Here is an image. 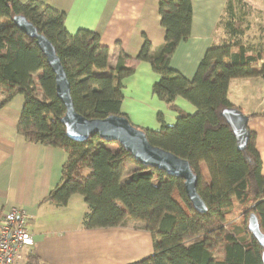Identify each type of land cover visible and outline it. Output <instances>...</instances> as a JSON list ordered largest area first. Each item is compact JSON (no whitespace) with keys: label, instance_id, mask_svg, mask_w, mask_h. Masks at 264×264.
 I'll list each match as a JSON object with an SVG mask.
<instances>
[{"label":"trees","instance_id":"16d2710c","mask_svg":"<svg viewBox=\"0 0 264 264\" xmlns=\"http://www.w3.org/2000/svg\"><path fill=\"white\" fill-rule=\"evenodd\" d=\"M158 13L160 25L172 31L171 39L152 53V43L144 38L135 56L120 52L110 69L109 49L97 32L80 28L70 33L64 13L39 0H0V108L21 93L24 102L17 132L27 142L60 147L67 153L61 180L45 201L62 206L72 194L82 196L88 207L82 219L84 229L115 227L129 218L143 224L153 251L128 264H263V248L247 229L248 216L254 213L264 233V176L256 133L247 127L246 146L239 150L221 115L225 108L239 109L227 98L231 78L264 77L260 62L264 51L251 52L242 42L249 27L250 5L244 0H227L217 24L226 37L206 50L192 79L169 66L179 41L190 36L191 0H158ZM19 14L54 46L69 81L74 109L85 118L126 116L120 110L121 80L140 61L151 64L160 75L152 92L178 117L167 125L158 116V130L140 129L152 145L189 163L206 212L193 208L181 178L137 163L121 144L98 135L84 141L66 135L60 121L65 108L55 93L54 74L35 40L12 22ZM177 96L194 104L197 111H183L174 103ZM247 116L264 118V110ZM113 143L116 150L107 147ZM128 162L138 168L122 182ZM202 163L210 182L202 173ZM232 209L240 212L235 221L241 225V239L232 232L237 223L227 221ZM217 250L221 254L214 256Z\"/></svg>","mask_w":264,"mask_h":264},{"label":"crops","instance_id":"0c3cea01","mask_svg":"<svg viewBox=\"0 0 264 264\" xmlns=\"http://www.w3.org/2000/svg\"><path fill=\"white\" fill-rule=\"evenodd\" d=\"M39 1L64 13V25L70 33L80 28L97 32L100 42L109 49L110 69L115 67L120 52L135 56L144 38L152 43V53H156L173 35L160 25L158 0ZM191 3L190 36L179 41L169 62L171 68L187 79L194 76L206 50L226 37L217 24L227 0H191ZM256 7L251 6L252 11ZM257 8L258 12L264 9V0ZM247 37L250 41L245 43V36L242 42L251 45V52L264 49L256 32ZM159 78L148 61H140L134 72L121 80L120 110L140 128L158 130L161 126L158 116L167 125L174 124L178 117L152 92ZM227 98L244 114L264 110V77L231 78ZM23 102L24 96L17 93L0 108V219L12 208L25 210L27 228L36 243L28 264H128L151 254V237L141 222L126 219L123 225L115 227L84 229L82 219L88 207L82 196L72 194L62 206L45 201L61 180L67 153L60 147L27 142L17 132ZM174 103L189 114L197 111L194 104L181 96ZM247 127L256 133L260 172L264 176V118H248ZM137 168L136 163L128 162L122 182ZM201 169L210 182L204 163Z\"/></svg>","mask_w":264,"mask_h":264},{"label":"water","instance_id":"95a60500","mask_svg":"<svg viewBox=\"0 0 264 264\" xmlns=\"http://www.w3.org/2000/svg\"><path fill=\"white\" fill-rule=\"evenodd\" d=\"M12 22L25 35L35 40V44L45 56L54 74L55 93L65 108L60 121L65 126L66 135L70 139L84 141L90 136L98 135L107 142L121 144L137 163L145 167L163 170L167 175L181 178L185 193L193 208L200 213L206 212L205 203L196 190V176L185 159L152 145L144 131L136 127L126 116L111 114L104 118L88 119L76 112L70 95L69 81L52 43L39 33L25 16L14 15ZM221 115L234 134L237 148L243 150L249 137L247 114L237 108L229 107L223 109ZM247 229L263 248L262 262L264 264V233L260 230L254 213H250L248 216Z\"/></svg>","mask_w":264,"mask_h":264},{"label":"built area","instance_id":"2783aa9c","mask_svg":"<svg viewBox=\"0 0 264 264\" xmlns=\"http://www.w3.org/2000/svg\"><path fill=\"white\" fill-rule=\"evenodd\" d=\"M264 26V11H263ZM264 64V58L260 60ZM35 239L27 228L25 210L12 208L0 219V264H28L35 251Z\"/></svg>","mask_w":264,"mask_h":264},{"label":"rangeland","instance_id":"374dc122","mask_svg":"<svg viewBox=\"0 0 264 264\" xmlns=\"http://www.w3.org/2000/svg\"><path fill=\"white\" fill-rule=\"evenodd\" d=\"M251 1L255 2V3H250L249 1H247V3H249L251 6H257L258 7V6H261V4H262V0H251ZM251 6H250V13L248 14V17H247L249 27H248L247 31L245 32V35H244V37L246 36L245 43L250 41V39H248L247 35L250 36L252 34V32H256V34L260 36L259 40L261 42V45L264 48V27H263V18H262L264 9H262L258 12V8L256 7L252 11ZM249 46H251V45H249ZM263 51H264V49H263ZM135 126L139 127L137 125H135ZM107 147H109L112 150H116L117 145L115 143L107 144ZM153 181L156 182V179H154ZM76 196H80V195L77 194ZM239 214H240L239 210H236V209L230 210L227 214V221H233V220L235 221L236 218H238ZM129 220H130V218H129ZM234 223H237V224H235L232 227V232L234 234H236V236L239 239H241V237H242L241 225L238 223V221H235ZM220 254H221V250H217L214 253V256H218Z\"/></svg>","mask_w":264,"mask_h":264}]
</instances>
